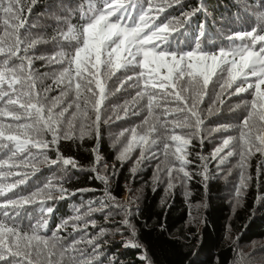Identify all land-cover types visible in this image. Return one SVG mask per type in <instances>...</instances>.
Here are the masks:
<instances>
[{"label":"trees","instance_id":"1","mask_svg":"<svg viewBox=\"0 0 264 264\" xmlns=\"http://www.w3.org/2000/svg\"><path fill=\"white\" fill-rule=\"evenodd\" d=\"M80 2L36 0L33 5L31 0H23L20 15L25 27L19 29L21 38L25 39L26 44L37 38L45 40L27 54L43 52L44 49L54 56L64 53V57H58V67L62 71L67 68L66 57L74 53L79 45L75 41L65 40L64 34L69 26H80L84 22L78 7ZM156 3L163 4L166 9L161 13L160 22L180 19L184 13L202 7V11L191 20L187 31L177 38L178 46L184 51L195 47V36L201 22H205L206 35L201 39L200 46L206 51L216 52L221 47L229 46L227 36L237 31L251 30L260 24V16L264 14V0H202V4L201 0H181L179 4L175 0H156ZM168 4L172 6L167 7ZM54 7L58 8L55 14L52 13ZM43 13L50 14L49 20H46L45 26L35 27L34 20L40 21ZM134 15H138V10ZM3 19L7 18H0V35L9 30L4 27ZM34 32H38L36 36ZM46 40L52 45H48ZM24 46L21 45V56L25 55ZM3 58L0 56V59ZM13 63L18 64L19 60L14 58ZM51 65L49 62L42 63L40 71L54 74L57 64ZM140 70L138 67L129 68L110 78L102 76L107 84L115 82L120 89V97L126 99L119 98L121 106L118 115L121 119H116L115 111L107 114L115 120L104 122L105 117L101 113L98 134L92 126L95 113L89 110V119L83 121L86 125L83 135L80 133L81 121L77 119L74 134L68 139L64 138L67 120L75 111L74 107L65 114L56 143H52L51 132L44 131L36 136L29 134L33 139L49 142V146L41 151L29 145L25 152L18 153L15 160L10 161L16 164L27 162L28 167L12 169L14 173L26 174V183L15 189L14 193H9V198L29 196L34 191L41 193L35 197L37 203L20 209L16 225L30 235L31 226L36 224L37 216L41 213L40 208L51 207L54 209L51 214L42 213L47 224L37 234L52 239L55 233L58 246L70 249L74 246L78 252L87 253V258L94 260L95 264H264V154L253 149L254 154L243 162L245 186L237 194L242 172L237 130L248 114L249 108L245 102L252 101L254 90L231 96L225 94L223 104L214 103L220 88L218 83L210 82L203 100L198 104L204 123L197 133L194 122L185 128L175 127V123L183 122L182 113L164 114L166 108L177 107L173 102L157 97L160 107L154 108L152 117L148 115L147 95L133 103L143 84L138 87L137 81H127V77ZM25 71H29L27 66ZM30 71L34 77L32 66ZM103 71L101 68V73ZM161 74H165L164 70H161ZM34 79L35 91L47 98L46 108L54 98L60 96L59 87L68 91L60 107H66L74 99L64 85L57 86L49 76L39 84L37 77ZM215 79L213 77V81ZM122 81H127L123 88ZM254 82L250 79L241 86L247 87L248 83ZM42 88L48 92L43 93ZM234 88L235 85L229 91ZM190 94L189 90L186 95ZM126 102L127 115L123 111ZM106 106L104 104L103 108ZM212 109L214 111H210ZM132 115L143 120L139 121L141 125L144 119H148L142 131L137 130L140 125L136 126L137 133L145 134L150 125H156L157 132L150 134V139H155L157 143L151 147L145 145L143 157L141 147L135 146L122 160L117 156L121 139L113 133L118 125L116 121L123 119V125H128ZM157 116L159 121L155 120ZM0 120L14 125L33 123L31 119L24 118L15 122L7 116L0 117ZM160 124L165 127L160 128ZM174 134L191 140L185 149L189 163L183 166L189 177L176 170L181 166L172 155L176 143L163 140L165 136ZM228 137L237 138L233 141L236 154L221 164L219 159H212L211 154ZM165 142L169 144L167 158ZM233 149H225V153ZM58 156L74 159L77 167L65 166L59 161L53 164L52 161L57 160ZM201 157L207 159L202 160ZM0 158L6 159L7 156L0 154ZM205 166L207 180L204 178ZM169 167L174 169L171 178L167 171ZM23 178L12 177L8 182ZM61 188L64 192L59 191ZM125 220H128L127 225ZM74 228L78 230L74 231ZM89 240L99 244L96 255H93L94 245L89 244ZM132 244L138 247L130 246ZM142 256L146 259H141Z\"/></svg>","mask_w":264,"mask_h":264},{"label":"snow or ice","instance_id":"2","mask_svg":"<svg viewBox=\"0 0 264 264\" xmlns=\"http://www.w3.org/2000/svg\"><path fill=\"white\" fill-rule=\"evenodd\" d=\"M31 3L34 5L36 0H31ZM175 3H181V0H175ZM78 7L84 22L80 26H69L64 39L75 41L79 46L75 47L74 53L66 57L69 66L54 80L57 86L64 85L66 89L73 91L75 96L66 107H60L64 97L68 95V91H61L60 96L54 98L51 105L46 108L47 98L35 91V79L30 71L32 58L27 56L30 49L44 41L37 38L26 44L25 39L21 38L19 29L25 27L20 15L23 0H0V18H7L3 19V24L9 29L0 35V56L4 57L0 59V105H2L0 117L7 116L15 122L21 121L22 118L33 121L14 125L5 124L0 120V154L7 156L6 159L0 158V264H95L94 260L87 258V253L78 252L74 246L71 249L58 246L55 233L52 239L37 234L46 227V220L32 225L30 235L16 225L20 209L37 203L35 197L41 193L34 192L29 196L9 198V193H14L15 189L26 183V174L14 173L12 169L28 167L27 162L16 164L10 161H14L18 153L25 152L29 145L41 151L48 148L49 142L33 139L30 133L36 136L44 131L51 132L52 143H56L65 114L73 107L75 111L67 120L68 127L64 138L68 139L74 134L76 129L74 122L77 119L81 121L80 131L83 135L86 127L83 121L89 119V110L95 113L92 126L96 128L98 134L103 105L111 95L102 76L110 78L121 70L140 68L139 72L127 77V81H137L138 87L143 84V88L137 91L136 97L133 98V103L147 95L148 115L152 117L154 108L160 107V100L157 97H162L166 102H173L177 107L166 108L164 114L182 113L184 120L182 123H175V127L185 128L194 122L197 133L204 123L198 111V104L203 100L210 82L218 83L220 88L214 103L223 104L225 94L231 96L254 90L252 101L245 102V106L249 108L248 114L239 125L238 145L242 172L237 194L245 186L243 162L254 154L253 149L264 154V14L260 16V24L251 30L237 31L227 36L229 42L227 48L221 47L216 52H209L200 46L201 39L206 35L205 22L198 25L195 47L184 51L178 46L177 38L187 31L191 20L202 11V7L184 13L180 19L166 22H160L161 13L166 9L163 4H157L156 0H81ZM136 10L138 15H134ZM21 45H25L24 56L20 55ZM64 56V53H58L57 56L48 57L49 63H58L60 62L58 57ZM14 58L19 60L18 64L13 63ZM26 66L29 70L27 73ZM101 68L104 69L103 73ZM161 70H164L165 74L162 75ZM213 77L216 78L215 81ZM250 79L255 82L248 83L247 87L241 86ZM127 81L121 82V88ZM234 85V90L229 91ZM189 90L191 94L186 95ZM127 103L123 107L125 115L128 112ZM57 108L60 110L55 111ZM121 118L119 115L116 117ZM159 119L158 116L155 117L156 121ZM145 124H148L147 118ZM159 126L165 127L164 124ZM127 131L129 130L126 129L125 132ZM6 132L19 134L6 135ZM125 132L120 135L123 136ZM156 132L155 124L150 125L144 135H139L135 128L131 129V139L121 153L120 159H126L127 154L137 145L141 147L143 157L144 146L151 147L157 143L155 139H150V134ZM236 139L234 137L224 139L211 154V158L219 159L223 164L228 157L236 154L233 149V141ZM163 140L176 143L172 155L181 165L176 170L189 177L183 166L189 163L185 149L191 140L175 134L165 136ZM164 149L167 158L169 150L167 142L164 143ZM225 149L233 150L225 153ZM222 153L225 154L221 155ZM58 161L65 166L77 167L72 158L58 156L52 163L56 164ZM173 170L172 167L167 169L170 178ZM20 176L25 178L8 182L9 178ZM204 178L205 180L208 178L206 166ZM59 191L64 192V189L61 188ZM53 211L51 207L41 209L42 213L51 214ZM124 223L127 225L128 220ZM76 230L78 229L74 228V231ZM88 243L94 245L93 255H96L99 244L95 240H89ZM130 246L138 247L136 244ZM74 252L76 254H73ZM141 259L146 257L142 256Z\"/></svg>","mask_w":264,"mask_h":264},{"label":"rangeland","instance_id":"3","mask_svg":"<svg viewBox=\"0 0 264 264\" xmlns=\"http://www.w3.org/2000/svg\"><path fill=\"white\" fill-rule=\"evenodd\" d=\"M57 12H58V8L57 7H54L52 9V13L55 14ZM49 15H50L49 13H43L41 15V20L40 21L34 20L35 27L45 26V24L47 22L46 20H49ZM60 24L61 23L59 22L58 25H60ZM37 33L38 32H34V36H36ZM44 42H45V40H44ZM46 42H47V40H46ZM47 44L48 45H52L51 42H47ZM27 56H29V57L32 58V65L31 66H32V69H33L34 77H37V84H39V83L43 82L44 80H46V77L47 76L50 77V80H55L59 76V75H56V74L63 72L58 67V64L59 63H55V64H57V66L54 67V69H55L54 74L40 71L41 69L39 68V66L42 63L49 62L48 57L54 56V54L51 55L50 52L48 54L47 51H46V49H44L43 52H38V51L32 52L30 54H27ZM49 64L51 65V63H49ZM93 87H94V85H93ZM117 89H119V88L116 87L115 82H111V83H108L107 84V90L111 93V95H109L110 97H108V99L104 103V104H107L108 106L104 107L103 110H102V115L105 117L104 121L115 120L113 117L110 118L109 116H107V114L116 111V115H118V111H119L120 106H121V102L119 101V98L122 99V100L126 99L125 97H120L119 91H117ZM41 91L43 93H47L48 92V90H46V88H42ZM60 91H63V88L59 87V91L58 92H60ZM69 92H70V96L71 97L75 96V94H74L73 91L69 90ZM82 106H83V104H82ZM210 111H214V109H212ZM129 119H130V122H129L128 125H123L125 123L123 121V119L122 120H119V121H116L118 125H117V127H115L116 130H115V132L113 134L115 135L116 138H120L121 139V145L117 149V156L118 157H120L121 153L127 147L128 142L131 139V135H132L131 134V129L136 128V126H139L140 125L137 128V130L142 131V129L146 127V124H145V120L146 119H144V123H142V125H141V123L139 121H143V120L137 119L134 115L130 116ZM126 129L129 130V131L125 132ZM122 132H125V134L123 136L120 135ZM237 133H238V135H240V129L237 130ZM138 134L139 135H144L142 133H138ZM220 145L221 144H219L217 147H219ZM137 146L139 147V145H137ZM215 149H214V151H215ZM41 209L42 208H40V212H41ZM44 220H45V216L42 215V212L39 213L38 216H37V219H36V223L37 222L44 221Z\"/></svg>","mask_w":264,"mask_h":264}]
</instances>
